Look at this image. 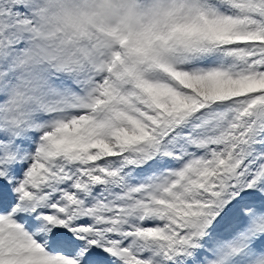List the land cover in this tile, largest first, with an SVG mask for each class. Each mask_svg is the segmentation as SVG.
I'll return each mask as SVG.
<instances>
[{"label": "snow or ice", "instance_id": "snow-or-ice-1", "mask_svg": "<svg viewBox=\"0 0 264 264\" xmlns=\"http://www.w3.org/2000/svg\"><path fill=\"white\" fill-rule=\"evenodd\" d=\"M0 264H264V0H0Z\"/></svg>", "mask_w": 264, "mask_h": 264}]
</instances>
